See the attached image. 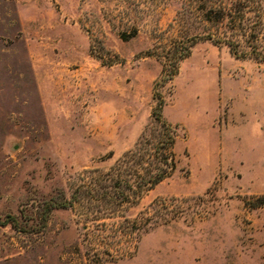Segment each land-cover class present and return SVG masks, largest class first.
<instances>
[{"label":"rangeland","instance_id":"374dc122","mask_svg":"<svg viewBox=\"0 0 264 264\" xmlns=\"http://www.w3.org/2000/svg\"><path fill=\"white\" fill-rule=\"evenodd\" d=\"M252 34L264 0H0V264H264V61L215 40ZM157 93L175 170L117 204Z\"/></svg>","mask_w":264,"mask_h":264},{"label":"trees","instance_id":"16d2710c","mask_svg":"<svg viewBox=\"0 0 264 264\" xmlns=\"http://www.w3.org/2000/svg\"><path fill=\"white\" fill-rule=\"evenodd\" d=\"M206 16L207 20H211L209 15ZM216 20L220 21L221 19L218 17ZM243 21L247 25L252 20L246 18L241 20V23ZM215 40H218L216 41L218 43L224 42L228 45L235 56L248 57L258 62L264 61V44H258L256 36L253 34L252 38L245 43L248 48L247 51H241V54L238 55L235 48L236 44L233 41L220 38ZM192 42L188 48L181 49L178 55L173 58L174 65L188 56ZM166 72L162 70L163 77L154 83L155 88L163 86L177 74L174 66L167 74ZM163 105V98L157 93V106L152 111L156 126L153 130V136L152 134L150 137L142 136L135 146L126 151L110 168V171L104 174L106 180H114L113 188L117 204L127 203L131 197L138 200L143 193L152 190L156 185L170 177L175 170L176 161L172 147L175 142L177 126L164 120L162 117ZM157 215H163L162 211H159ZM137 221H135V225ZM146 221L148 222L146 227H141L143 230L151 224H158V221L151 219V217H146Z\"/></svg>","mask_w":264,"mask_h":264}]
</instances>
